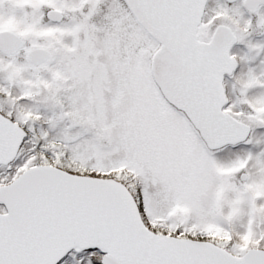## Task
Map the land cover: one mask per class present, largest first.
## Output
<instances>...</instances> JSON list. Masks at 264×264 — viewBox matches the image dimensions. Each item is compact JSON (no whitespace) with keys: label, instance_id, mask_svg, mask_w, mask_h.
Instances as JSON below:
<instances>
[{"label":"snow or ice","instance_id":"snow-or-ice-1","mask_svg":"<svg viewBox=\"0 0 264 264\" xmlns=\"http://www.w3.org/2000/svg\"><path fill=\"white\" fill-rule=\"evenodd\" d=\"M118 5L106 115L70 51L101 0H0V264H264V0Z\"/></svg>","mask_w":264,"mask_h":264},{"label":"rangeland","instance_id":"rangeland-1","mask_svg":"<svg viewBox=\"0 0 264 264\" xmlns=\"http://www.w3.org/2000/svg\"><path fill=\"white\" fill-rule=\"evenodd\" d=\"M114 5L119 6L118 0H101V7L93 17L94 31L81 32L75 36V40L70 42L72 44L70 51L73 53L76 52L80 42H90V45L86 46L81 53L76 67L86 82L96 89L98 104L106 115H111V109L117 103L113 97L126 78L143 81V74L139 70L133 71L130 67L131 48L127 40L111 46L108 44L109 32L112 29L111 21L108 19L109 10ZM77 20V16L70 15L62 23L73 24ZM5 28L14 29L15 24L8 22ZM68 34L73 35L71 31ZM146 53L147 49H144L142 54Z\"/></svg>","mask_w":264,"mask_h":264},{"label":"flooded vegetation","instance_id":"flooded-vegetation-1","mask_svg":"<svg viewBox=\"0 0 264 264\" xmlns=\"http://www.w3.org/2000/svg\"><path fill=\"white\" fill-rule=\"evenodd\" d=\"M210 6H213L214 7V3L212 5H210Z\"/></svg>","mask_w":264,"mask_h":264}]
</instances>
